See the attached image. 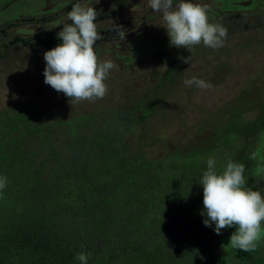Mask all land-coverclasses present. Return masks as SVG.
I'll return each mask as SVG.
<instances>
[{"label":"trees","instance_id":"1","mask_svg":"<svg viewBox=\"0 0 264 264\" xmlns=\"http://www.w3.org/2000/svg\"><path fill=\"white\" fill-rule=\"evenodd\" d=\"M191 2L207 6L210 23L225 13L264 11V0ZM148 48L152 44L145 39L143 51ZM172 72L163 79L171 81ZM238 99L239 109L225 116L237 121L231 129L204 127L192 139L197 146L189 150L169 142L159 159L143 157L125 139L128 128L153 114L147 96L112 123L87 132V116L42 125L31 123L32 112L1 110L0 176L7 183L0 190V264H80L79 253L88 256L87 264H224L226 253L215 246L225 250L236 229L209 238L199 182L216 150L235 151L233 140H246L262 127L257 115L247 118L244 110L264 107V95L249 91ZM260 148L248 150L245 142L240 156L224 157L215 170L222 173L231 160L245 166V178L250 172L256 177L264 169ZM234 250L241 260L252 257Z\"/></svg>","mask_w":264,"mask_h":264},{"label":"rangeland","instance_id":"2","mask_svg":"<svg viewBox=\"0 0 264 264\" xmlns=\"http://www.w3.org/2000/svg\"><path fill=\"white\" fill-rule=\"evenodd\" d=\"M77 3L97 11V31L103 33L95 50L101 61L110 60L115 67L104 81L107 93L103 99L72 105L69 97L44 83V53L57 44L48 50L36 41H43L49 31L71 23L68 13ZM211 22L227 29L223 47L211 49L201 42L191 52L171 44L164 50L170 39L161 14L149 7L148 0H0V31H6L10 41L15 37L34 41L33 50L23 42L0 50V111L14 108L18 112L29 111L33 113L31 123L42 125L87 116L89 123L84 128L87 132L90 127L112 123L120 112L136 105L139 97L147 96V102L153 101V114L134 125L133 130L128 128L125 139L147 159H159L169 142L191 150L192 145L197 146L193 141L199 137L196 136L200 129L215 124L231 129L237 121L225 116L239 109L238 98L249 91L264 95V11L253 8L238 14L225 13ZM114 25L122 27L124 39L117 33V37L108 39L106 30ZM58 32L54 40L62 44ZM138 38L143 40L134 44L133 39ZM145 39L152 49L143 51ZM190 56L188 63H184ZM169 70L173 71L171 81L163 79ZM194 76L211 87L185 86L184 81ZM144 106L146 103L141 105ZM244 111L250 119L257 115L262 129L257 128L255 135L250 131L246 140H233L235 151L216 150L212 156L216 163L229 155L240 156L245 142L248 150L261 147L256 153L264 156V107ZM208 135L201 132V136ZM245 180L246 188L257 187L254 191L264 196V171L256 177L250 172ZM214 228L215 224L208 227L209 238L225 237L226 231L217 235ZM215 248L219 254L226 253L224 264H264V235L249 260L237 258L235 250L228 246L223 251Z\"/></svg>","mask_w":264,"mask_h":264},{"label":"clouds","instance_id":"3","mask_svg":"<svg viewBox=\"0 0 264 264\" xmlns=\"http://www.w3.org/2000/svg\"><path fill=\"white\" fill-rule=\"evenodd\" d=\"M149 7L161 14L163 27L167 30L170 44L191 52L193 46L203 43L207 48L223 47L227 29L209 22L208 8L191 0H148ZM98 13L94 7L74 4L68 13L71 23L64 24L57 38L62 44L44 53L46 67L44 83L58 93L70 98L73 105L81 101L103 99L107 93L104 83L109 71L115 67L110 60L101 61L95 50L101 38L97 31ZM121 26L113 31L125 38ZM191 56L184 60L188 63ZM185 86L211 87L205 81L192 77L184 81ZM251 158L255 159V155ZM215 158L207 160V170L199 182L203 186V223L222 234L226 228H234L228 247L244 252H254L264 235V196L259 191L246 188L245 166L227 161L222 173L215 170ZM264 171V169H257ZM7 177L0 176V190L6 187ZM223 247V246H222ZM80 264H87L88 256L79 253L75 257Z\"/></svg>","mask_w":264,"mask_h":264},{"label":"flooded vegetation","instance_id":"4","mask_svg":"<svg viewBox=\"0 0 264 264\" xmlns=\"http://www.w3.org/2000/svg\"><path fill=\"white\" fill-rule=\"evenodd\" d=\"M61 28H62V26L59 27V28H57V29H54L52 31H49V33H46L45 34L46 38L45 39L43 38V41L44 42L42 40H39V41H36V43L37 42H40V45L42 47H45L48 50L51 49L49 46H52V45L55 46L56 44L59 45V43L56 41V39L54 40V35L58 31H60ZM112 28L113 27H111V28H109V29L106 30V36H108V39H110L112 37H117L116 36V32H114ZM101 33H103V32H101ZM21 42H23L24 45L27 44L29 46L30 50H33L34 49V45H33V42L34 41L31 40L29 42V40L28 41H26V40H20L18 37H15V38H13L12 41H10L8 39V33L6 31H0V50H5L9 46H12V45L14 46V45H16L18 43H21ZM38 45H39V43H38Z\"/></svg>","mask_w":264,"mask_h":264}]
</instances>
